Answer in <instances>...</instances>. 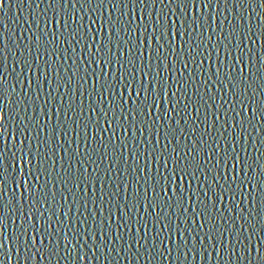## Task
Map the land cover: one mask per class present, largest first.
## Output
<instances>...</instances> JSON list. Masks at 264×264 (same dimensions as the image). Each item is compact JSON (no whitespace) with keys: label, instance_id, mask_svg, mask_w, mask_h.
Returning <instances> with one entry per match:
<instances>
[{"label":"snow or ice","instance_id":"obj_1","mask_svg":"<svg viewBox=\"0 0 264 264\" xmlns=\"http://www.w3.org/2000/svg\"><path fill=\"white\" fill-rule=\"evenodd\" d=\"M28 7L30 35L0 29V256L264 264V0ZM97 185L92 204L102 208L108 197L107 222L86 199Z\"/></svg>","mask_w":264,"mask_h":264},{"label":"water","instance_id":"obj_2","mask_svg":"<svg viewBox=\"0 0 264 264\" xmlns=\"http://www.w3.org/2000/svg\"><path fill=\"white\" fill-rule=\"evenodd\" d=\"M28 2H29V0H24L23 5H21V4L17 3L16 0H6L5 6L0 8V29H4V28L12 29V28H14L16 36L23 35V36L27 37L28 35H30L29 32L23 31L24 28H27V23L31 22V16H30V11L31 10L28 7ZM21 7L23 8L22 12L20 11ZM217 31L219 32V30H217ZM26 42H27V40H25V43ZM176 43H177V45H179V39H177ZM256 47L257 48L260 47L259 43L256 45ZM205 55H207V52H205ZM214 60H215V53H213V61ZM8 64H9V70H10L11 67H12V58H11V56H9ZM41 64H43V62H41ZM208 67H209V62L206 61L205 64H204V68L207 69ZM176 68L179 69L180 65L177 64ZM189 70H191V69H189ZM225 71H227V68H225ZM29 75H31V74H29ZM199 78L201 80L204 79L203 76H201ZM12 79H13V77L11 75H9L8 76L9 83L12 81ZM33 79H35V77H33ZM53 87H55V84H53ZM72 87L73 88L77 87V83L75 81L73 82ZM91 87H92V84H91V79H90V83L88 85H85V88H84L85 95H84L83 99L85 100V105H87L88 91L91 89ZM45 91L46 92L48 91L47 86H45ZM191 93H192V89L190 88L189 89V94L191 95ZM34 94L35 93H33V95ZM217 98H219V94H217ZM193 99H195V97H193ZM80 100H81V97L79 95V92H77V95H76L77 103H79ZM168 107L169 106L167 104L164 105V108L167 109ZM214 112H215V109H209L208 110V121H209V123H211V119H212V115L211 114L214 113ZM204 115H205V110L202 109L201 110V118H200L201 120L204 119ZM61 119H63L62 116H61ZM53 123H56L55 117L53 118ZM259 123H264V121H259L258 122V126H259ZM104 127H106V125H104ZM203 128H204V125L201 124V130H203ZM249 131H251V129H249ZM110 133H111V130H109V133L105 134V138H107V136L110 135ZM122 135L123 134L118 131V138L121 137ZM253 135L255 136L256 133H253ZM184 142H185L184 138L181 137V143H184ZM61 143H63V141H61ZM128 143H129L130 150H131L132 140H131L130 136L128 138ZM162 143H163V141H162ZM81 144L83 145V129H81ZM65 146L67 147L68 145H65ZM258 146L259 145H257V147ZM72 147H75V144H73ZM249 147H251V146L249 145ZM251 154L253 156L256 155L255 152H252ZM61 155H63V153H58V157L57 158H59V156H61ZM127 155L128 154L125 153V157H127ZM128 163L131 165L133 163V161L131 159H129ZM143 164H144V161H143V158H141V166H143ZM107 166L108 165H107V161H106L105 164L102 165V168L103 167H107ZM89 167H92V165H89ZM115 178H116V174L114 172L113 179H115ZM105 183L108 184L110 182L106 181ZM141 183H143V180L141 181ZM106 190H110V189H106ZM92 192H93V189H92L91 186H89L88 193H87V196H86V199H87L88 205H89V209L92 212H97V213L102 211L103 212V218L107 222V217H108V214H109L108 210H109V207H110V205L108 204V197L105 196V201H104V203L102 205V208H95L93 206V204H92V200L95 199L96 202L99 204L100 203L99 197L102 194L100 192V190H99V185H97V187L95 189V197H93ZM84 195L85 194L82 193V192H78L77 193L78 197L84 196ZM123 196H124V192L121 191L119 199H123ZM57 200H59V195L57 196ZM80 203L82 204L83 200H81ZM257 210H259V209L257 208ZM81 211L82 212L84 211L83 208H81ZM112 213L114 214L112 228H113V232H115L116 224L119 223L120 220H119V217L116 215V208H114V207L112 208ZM85 215H89V213H85ZM133 216H135V213H133ZM95 219H96V222L99 223L100 220H101V216L97 215L95 217ZM137 219H138V217H137ZM88 224L92 225V219L91 218L89 219ZM131 226L135 230V226H136L135 225V221H133ZM150 228H151V225H150ZM11 231H12V228H11V224H10L9 225V229H8V234L9 235L11 234ZM97 232H99V229H97ZM124 239L125 240L128 239V234H127L126 230H125ZM117 243H123V241H120V242H117ZM254 244L258 246V241H254ZM169 246L171 247L172 245H169ZM113 255H115V254H113ZM253 255H255V252L253 253ZM123 256H124V253H121V257H123ZM224 257H225V260L228 259L227 253H224ZM160 259L163 260L162 257ZM232 259L235 261V264H240V262L235 260V258H232ZM0 260H3L4 264H16L15 256H13V259H12L11 262H9L6 259H4L3 256H0ZM41 264H48V261L45 260V261L41 262ZM62 264H70V262L65 260V261L62 262ZM80 264H98V262L96 260L81 261ZM103 264H107V262H103ZM119 264H129V261L127 259H120ZM140 264H146V262L141 260ZM154 264H156V262H154ZM163 264H179V262L178 261L174 262L172 259H169V260H164ZM193 264H205V262L204 261H200L199 258H197V261L193 262ZM207 264H225V261L224 260H217L215 255H213V258L211 260L207 261ZM244 264H247V261H244Z\"/></svg>","mask_w":264,"mask_h":264}]
</instances>
